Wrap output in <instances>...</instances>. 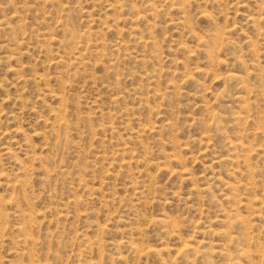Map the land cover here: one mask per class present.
<instances>
[{
    "label": "rangeland",
    "instance_id": "374dc122",
    "mask_svg": "<svg viewBox=\"0 0 264 264\" xmlns=\"http://www.w3.org/2000/svg\"><path fill=\"white\" fill-rule=\"evenodd\" d=\"M0 264H264V0H0Z\"/></svg>",
    "mask_w": 264,
    "mask_h": 264
}]
</instances>
